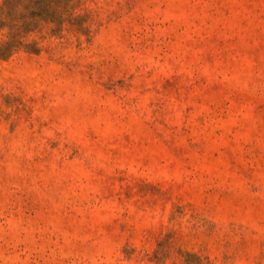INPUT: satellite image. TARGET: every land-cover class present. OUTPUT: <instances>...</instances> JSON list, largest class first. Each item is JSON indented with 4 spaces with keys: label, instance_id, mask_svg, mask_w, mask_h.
<instances>
[{
    "label": "rangeland",
    "instance_id": "1",
    "mask_svg": "<svg viewBox=\"0 0 264 264\" xmlns=\"http://www.w3.org/2000/svg\"><path fill=\"white\" fill-rule=\"evenodd\" d=\"M0 264H264V0H0Z\"/></svg>",
    "mask_w": 264,
    "mask_h": 264
}]
</instances>
